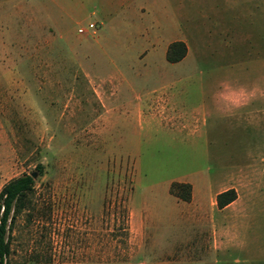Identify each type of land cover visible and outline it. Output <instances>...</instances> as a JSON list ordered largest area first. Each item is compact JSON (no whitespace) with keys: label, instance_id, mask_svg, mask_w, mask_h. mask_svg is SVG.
<instances>
[{"label":"rangeland","instance_id":"obj_1","mask_svg":"<svg viewBox=\"0 0 264 264\" xmlns=\"http://www.w3.org/2000/svg\"><path fill=\"white\" fill-rule=\"evenodd\" d=\"M103 1L0 0V191L43 166L9 264H264V0ZM138 28L158 51L123 52ZM230 186L242 214L213 216Z\"/></svg>","mask_w":264,"mask_h":264},{"label":"trees","instance_id":"obj_2","mask_svg":"<svg viewBox=\"0 0 264 264\" xmlns=\"http://www.w3.org/2000/svg\"><path fill=\"white\" fill-rule=\"evenodd\" d=\"M183 47V53L177 57H172L169 52L177 47ZM168 52V61L179 62L186 54L183 43H174ZM37 175L43 174V166L36 169ZM33 174H24L6 183L0 191V264H9L11 255L10 233L16 218L25 210L31 207V196L35 192V179ZM185 191V196L181 194ZM171 192L177 198L189 202L192 199V187L190 184L175 183L171 186ZM237 198L234 189L228 190L217 196L219 208H224Z\"/></svg>","mask_w":264,"mask_h":264},{"label":"crops","instance_id":"obj_3","mask_svg":"<svg viewBox=\"0 0 264 264\" xmlns=\"http://www.w3.org/2000/svg\"><path fill=\"white\" fill-rule=\"evenodd\" d=\"M140 0H104L103 4L104 8L106 7L107 9H115V8H125L126 11H133L134 9L136 10L137 7L138 8H142L143 6L141 4L137 5ZM159 4V5H158ZM155 5L160 6V9L162 10L165 7V0H155ZM144 9V8H143ZM134 10V11H135ZM157 23V22H155ZM154 23V24H155ZM159 24V23H157ZM151 38L149 34L146 35V39ZM145 39V34H142L141 30L138 28V32L135 35H124L122 37H120V40L126 41V40H132L135 41L130 45H126V47L124 46V51L123 52H128V51H135V52H139V54H152L155 50V47H153V49L151 50H141V46L144 45V43L142 44H136V42L138 41H143L144 42ZM99 40V39H98ZM98 40L95 41L94 45L98 44ZM174 41H179V39H175ZM155 46V45H154ZM168 48V44L165 46L163 52ZM155 51H158L155 50ZM144 52V53H143ZM118 72V77L121 78L122 77V73L123 70L118 68L117 69ZM118 82L120 83V86L123 82V80H118ZM135 99H140L142 100L143 96H139L136 95L134 97ZM194 119V116L191 118V120ZM189 120V121H191ZM193 121H195L196 123L200 122L199 118H195ZM179 127V126H178ZM180 129V128H179ZM182 130V129H181ZM184 131V130H183ZM190 132H192V134L197 135L199 133V129H190ZM184 183H189L192 186V201L190 203H186V202H182V207L185 209L186 213H189L193 218H194V223L197 224L198 227H203V226H207L208 227V233H210V235L215 237V234L217 233V231H220L221 229H223L225 231V233L229 234L230 228L228 225L226 224H218L217 221L213 218L211 220V218L209 219L210 213H208V211L202 207L201 205V201L200 199L197 197L198 194H196V188L194 183H192L191 181H189V179L187 180H181ZM230 189H235L236 193H237V198L234 202L230 203L229 205H227L224 208H219L217 206V196L220 195L221 193H224ZM241 201V196L239 194L238 189L236 188V186H230V187H226L224 189H222L219 192H215L211 195L210 197V206H209V212L213 213V216H215L216 214L219 215H223V216H227V214H242V207L241 208H235L232 211L230 210L232 205H236L238 204V202ZM204 212V213H203ZM213 250V249H212Z\"/></svg>","mask_w":264,"mask_h":264},{"label":"water","instance_id":"obj_4","mask_svg":"<svg viewBox=\"0 0 264 264\" xmlns=\"http://www.w3.org/2000/svg\"><path fill=\"white\" fill-rule=\"evenodd\" d=\"M32 176H33L34 179L37 177L36 173H34Z\"/></svg>","mask_w":264,"mask_h":264},{"label":"built area","instance_id":"obj_5","mask_svg":"<svg viewBox=\"0 0 264 264\" xmlns=\"http://www.w3.org/2000/svg\"><path fill=\"white\" fill-rule=\"evenodd\" d=\"M91 27H93V25H91ZM82 32V31H81Z\"/></svg>","mask_w":264,"mask_h":264}]
</instances>
